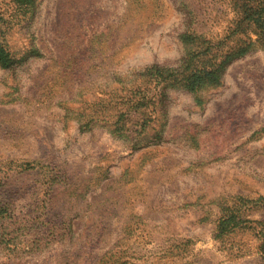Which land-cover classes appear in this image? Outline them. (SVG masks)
<instances>
[{
    "label": "rangeland",
    "instance_id": "rangeland-1",
    "mask_svg": "<svg viewBox=\"0 0 264 264\" xmlns=\"http://www.w3.org/2000/svg\"><path fill=\"white\" fill-rule=\"evenodd\" d=\"M234 5L36 0L28 13L0 0L16 59L0 68V264H264L259 230L216 237L226 207L264 223V49L196 93L144 77L182 73L194 47L181 37L224 39ZM257 39L248 30L221 51ZM142 91L166 98L114 135L120 105Z\"/></svg>",
    "mask_w": 264,
    "mask_h": 264
},
{
    "label": "trees",
    "instance_id": "trees-1",
    "mask_svg": "<svg viewBox=\"0 0 264 264\" xmlns=\"http://www.w3.org/2000/svg\"><path fill=\"white\" fill-rule=\"evenodd\" d=\"M12 2L22 9V11L30 12L36 6V0H12ZM234 8L236 11V19L234 27L229 29L230 34L224 39L208 40L206 36L187 33L181 37L182 42L190 48L187 51V61L185 59L184 70L182 73H175L170 70H165L160 66H152L145 70V78H152L157 81L158 85L165 84L167 86H180L192 93H196L206 87H218L221 85L227 68L237 59L243 58L256 47L264 49V0H234ZM27 14V13H26ZM4 22L3 15L0 12V25ZM248 30H254L258 39L257 41H248L244 46H241L231 51H221L223 42L231 39L234 36L245 34ZM201 52V53H200ZM211 57L208 64L197 66L192 65L195 58ZM16 59L11 54L6 45L0 42V68L4 70L12 69L15 66ZM190 62L191 65H190ZM135 93L136 91H132ZM140 93L144 97L137 98L135 95L131 97L123 106L118 109V118L114 115L115 122L113 123L112 133L121 135L126 128L128 116L132 113H139L142 108L163 104L166 95L165 92L159 94L157 98L146 99V91ZM264 203V197L255 201V204ZM249 210L246 211V213ZM5 212V211H3ZM7 212V211H6ZM243 213L239 208L226 207L223 209V215L220 217L217 224V238H222L229 235L237 228H253L259 230L263 236L260 245L261 259L264 263V223L254 222L248 218V215ZM7 214V213H6ZM5 215V214H3ZM254 225V226H253ZM260 228V229H257ZM15 239L5 241L6 245L14 244ZM113 255L108 254L101 260L99 264H115L117 261Z\"/></svg>",
    "mask_w": 264,
    "mask_h": 264
}]
</instances>
